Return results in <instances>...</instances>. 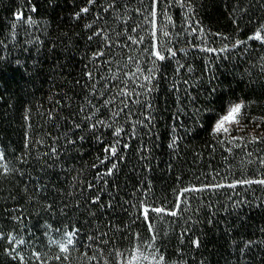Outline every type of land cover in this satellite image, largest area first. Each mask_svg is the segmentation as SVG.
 Listing matches in <instances>:
<instances>
[{"label":"trees","instance_id":"16d2710c","mask_svg":"<svg viewBox=\"0 0 264 264\" xmlns=\"http://www.w3.org/2000/svg\"><path fill=\"white\" fill-rule=\"evenodd\" d=\"M0 156V264H264V0H0Z\"/></svg>","mask_w":264,"mask_h":264},{"label":"snow or ice","instance_id":"6c2138e0","mask_svg":"<svg viewBox=\"0 0 264 264\" xmlns=\"http://www.w3.org/2000/svg\"><path fill=\"white\" fill-rule=\"evenodd\" d=\"M89 3H94V0H89ZM156 3H158V0H153V5L154 6H155ZM88 10H89L88 8H83V9H81V12H88ZM77 15H79V14H77ZM152 15L155 16L156 12L153 11ZM17 19H20L19 15L17 16ZM89 27H90V25H89ZM153 35H155V32L153 33ZM164 35H168V33H164ZM252 38L257 39V40L262 39L261 32L257 31L255 36L252 37ZM153 47H154V49L157 48L156 45H153ZM152 55H154L157 60H164L165 59V56L162 55L161 52L158 49L153 51ZM245 107H246V105H244V104H235L234 106H232L229 109L228 114L226 116H224L222 119H220L217 122V124L215 125V128L213 130L214 134L218 135L221 132L228 133L230 131V129L226 125H237L238 126L240 124L241 111ZM118 134L119 133L117 132V135ZM254 139H256V138H254ZM106 151H110L113 155L116 153V149L115 148H111L110 150L106 149ZM249 155H251V154L249 153ZM0 159H3V157L0 156ZM261 163L264 164V158L261 159ZM113 167H115V165H113ZM238 183H247V184L256 183V184L264 185V179L239 181ZM218 186L219 185H217V187ZM231 187H235V185H231ZM185 191H187V189ZM153 211H155L157 213H160V212H163L164 210L163 209H153ZM143 214H144L145 218L147 219V215H148V209L147 208H144ZM168 214H170L172 216H175L176 212L172 211V212H170ZM149 228L151 229V225H149ZM73 235H74V233H69L68 234L67 245H72L73 244V240H72V236ZM60 251L61 252H67L68 251L67 246L65 244H60ZM34 255H36L37 259H39V254H34ZM57 258H59V257H57Z\"/></svg>","mask_w":264,"mask_h":264},{"label":"rangeland","instance_id":"374dc122","mask_svg":"<svg viewBox=\"0 0 264 264\" xmlns=\"http://www.w3.org/2000/svg\"><path fill=\"white\" fill-rule=\"evenodd\" d=\"M236 104V103H235ZM235 104H233V105H231L229 108H228V110H227V112L224 114V116H226L227 114H228V111H229V109L232 107V106H234ZM239 104V103H238ZM223 116V117H224ZM222 117V118H223ZM221 118V119H222ZM227 127H230L231 125H226ZM139 253V254H138ZM138 253H136V252H134V254H132V255H129L128 257H126L125 259H121V262H120V264H136L137 262H138V260L139 259H146L145 257H144V255H143V253L144 252H140V251H138ZM146 256V255H145ZM149 260L150 261H153L154 260V258L151 256L150 258H149Z\"/></svg>","mask_w":264,"mask_h":264}]
</instances>
